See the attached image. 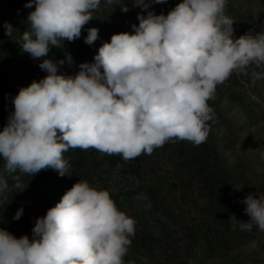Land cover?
I'll return each mask as SVG.
<instances>
[{
	"label": "clouds",
	"instance_id": "clouds-1",
	"mask_svg": "<svg viewBox=\"0 0 264 264\" xmlns=\"http://www.w3.org/2000/svg\"><path fill=\"white\" fill-rule=\"evenodd\" d=\"M100 3L27 0L24 5L34 10L20 46L42 61L39 67L47 75L12 98L14 111L0 131V196L11 191L9 178L18 189L22 175L51 168L65 176L70 165L63 154L70 148L95 149L127 161L151 155L170 141L199 146L214 119L208 101L217 86L250 65L264 66V33L234 39L227 0H182L167 15L134 0L147 15L137 14L132 33L113 34L75 75L59 72L73 58L54 61L48 58L50 49L79 39ZM121 9L129 10L124 4ZM4 28L9 37L16 31L8 22ZM98 33L89 28L84 42L92 45ZM252 78L264 79V71L253 70ZM242 203L250 219L240 221V230L250 232L255 225L264 231V195L249 193ZM22 214L20 208L13 219ZM135 224L109 191L79 180L36 219L31 239L0 229V264H124Z\"/></svg>",
	"mask_w": 264,
	"mask_h": 264
},
{
	"label": "rangeland",
	"instance_id": "rangeland-1",
	"mask_svg": "<svg viewBox=\"0 0 264 264\" xmlns=\"http://www.w3.org/2000/svg\"><path fill=\"white\" fill-rule=\"evenodd\" d=\"M133 2L113 0L109 4L101 0L97 9L108 14L110 23L107 33L103 34L105 41L110 42L116 33H132V25L139 24L137 14L147 15ZM145 2L149 3L148 10L154 14L167 15L182 0H167L163 4L152 0ZM19 4L20 0H0V31L4 29L5 22H11L8 14L13 13ZM120 4L129 10L122 11ZM225 14L235 22L234 39L246 34L256 36L264 33V0H227ZM79 39L62 42L64 46L61 48H51L48 58L54 61L64 59L71 47L78 45ZM7 48L8 44L1 41L0 77L10 83L8 100L0 114L1 131L9 114L14 111L12 98L19 89L47 75L39 67L41 60H34L26 52L15 59ZM73 59V65L83 63ZM253 70L264 71V66L256 68L250 65L245 72H234L217 86L214 98L208 101L214 110V119L208 121L209 135L199 146L188 141H170L151 155L141 154L127 161L119 156L121 160L117 164H112L106 154L95 149L87 150L86 163L78 169L80 173L86 172L83 180L93 187L109 191L118 209L136 222L135 235L131 237V245L123 258L124 264H264V231L255 225L250 232L240 230V221L250 219L244 212L246 205L242 200L249 193L258 197L264 195V79L253 82ZM183 146L188 151L196 147L205 149L226 171L231 172L232 193L240 202L239 210L231 219L229 236L233 240L225 248L212 251L200 241L186 237L187 234L181 230L185 227L182 220L192 223V219L198 216L199 204L205 202L204 194L195 183L185 188L177 181L176 175L188 171L181 158ZM3 166L0 158V172ZM70 171H73L71 165L65 174ZM8 182L11 194L2 200L1 219L8 232L16 238L27 235L31 239L36 219L49 210L46 195L52 183L48 169L32 177L22 175L19 181L22 186L18 189L12 187L14 182L11 178ZM20 208H23V214L19 220H14Z\"/></svg>",
	"mask_w": 264,
	"mask_h": 264
},
{
	"label": "trees",
	"instance_id": "trees-1",
	"mask_svg": "<svg viewBox=\"0 0 264 264\" xmlns=\"http://www.w3.org/2000/svg\"><path fill=\"white\" fill-rule=\"evenodd\" d=\"M26 3L27 0H20V4L17 5L13 13L10 12L8 14V17L11 18V25L16 29L13 35L9 37L5 32V28L0 31V42L2 41L5 42L6 45L8 44L7 49L12 51L15 59H18V56L23 52L20 46L22 42V33L28 29L27 17L28 14L34 10V6L33 8H26L24 6ZM107 15L106 12L100 9H96L92 12L93 19L85 25L78 45L76 47H71L68 55L71 54L72 58L78 59L79 62H93L99 47L107 42L104 40L103 35L107 33L106 30L110 28ZM89 28L99 29L98 39L92 45H88L84 42ZM78 71L79 65H68L67 63L59 70V72L69 76L75 75ZM34 81L38 80L35 79ZM9 84L8 79L0 77V114L3 112V105L6 104L8 100ZM86 152L87 150L70 148L63 154L64 158L73 167V171H70L68 175L61 177L56 170L51 168L48 169V178L52 183L46 195L49 209L60 202L62 196L71 189L75 183L85 178L86 172L83 171L80 173L78 169L83 166V163H86ZM106 156L112 164H117L121 160L119 155L106 154ZM181 158L183 160L182 162H184L183 167L188 171H182L179 175H176L177 181L185 188L191 186V183H195L200 192L205 196V202L199 204L197 218H193L192 223H188L187 220L183 219L182 222L186 228H181V230L187 234L186 237L190 236L191 239L200 241L207 248H211L212 251L225 248L229 241L231 239L233 240V238L230 239L229 236L232 226L231 219L239 210L240 202L232 193L230 184L231 172L226 171L224 166H221L217 160L210 156V153L205 152V149L201 147L189 149L188 151L185 146H183ZM174 186H177V184ZM10 194V191L6 193V198L8 195L10 196ZM4 199V196H0V214L2 212V200ZM177 219L178 217L176 216L175 220ZM179 221L181 222V219ZM0 229L7 230L5 223H3L1 219V215Z\"/></svg>",
	"mask_w": 264,
	"mask_h": 264
}]
</instances>
